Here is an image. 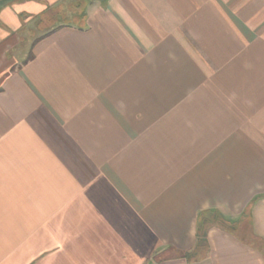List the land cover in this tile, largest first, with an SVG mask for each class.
Here are the masks:
<instances>
[{"label": "crops", "instance_id": "1", "mask_svg": "<svg viewBox=\"0 0 264 264\" xmlns=\"http://www.w3.org/2000/svg\"><path fill=\"white\" fill-rule=\"evenodd\" d=\"M256 236L264 0H0V264H264Z\"/></svg>", "mask_w": 264, "mask_h": 264}, {"label": "rangeland", "instance_id": "2", "mask_svg": "<svg viewBox=\"0 0 264 264\" xmlns=\"http://www.w3.org/2000/svg\"><path fill=\"white\" fill-rule=\"evenodd\" d=\"M67 10H68V9H67ZM67 12L69 13V10H68ZM69 18H71V17H69ZM71 19H72V18H71ZM38 25H39V22H37V23H35V24H32V26H33V31H34L35 33L32 34V38H31V39L25 40V45H26V44H29V43H32V42L34 41V38L36 37L35 35L42 34V33H44V32L46 33V30L49 31L50 29H52V28L55 26V24H54V25L48 24L47 29H42V26H43V25H42L41 27H38ZM17 49H18V53H19L20 55H22V57L27 56L28 53H29V51H30V48H28L27 45H26V46L21 45V46H19Z\"/></svg>", "mask_w": 264, "mask_h": 264}, {"label": "trees", "instance_id": "3", "mask_svg": "<svg viewBox=\"0 0 264 264\" xmlns=\"http://www.w3.org/2000/svg\"><path fill=\"white\" fill-rule=\"evenodd\" d=\"M56 13V10L54 9V8H49L48 10H47V17H50V16H54V15H56L55 14ZM58 27H54V28H52V29H50L49 31H47V33L46 34H50L51 32H53L54 30H56ZM241 225V224H240ZM246 230H247V227H245V226H243ZM253 237V236H252ZM254 239H255V241H257V244H258V246H260V248L261 249H263V251H264V242H262L261 241V239L259 238V237H254Z\"/></svg>", "mask_w": 264, "mask_h": 264}]
</instances>
